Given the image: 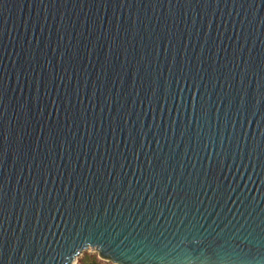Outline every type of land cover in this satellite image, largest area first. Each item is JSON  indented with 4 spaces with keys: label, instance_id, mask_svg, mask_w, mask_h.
<instances>
[{
    "label": "water",
    "instance_id": "1",
    "mask_svg": "<svg viewBox=\"0 0 264 264\" xmlns=\"http://www.w3.org/2000/svg\"><path fill=\"white\" fill-rule=\"evenodd\" d=\"M85 229L264 264V0H0V264Z\"/></svg>",
    "mask_w": 264,
    "mask_h": 264
},
{
    "label": "snow or ice",
    "instance_id": "2",
    "mask_svg": "<svg viewBox=\"0 0 264 264\" xmlns=\"http://www.w3.org/2000/svg\"><path fill=\"white\" fill-rule=\"evenodd\" d=\"M89 245L98 246L106 257H110L114 261L120 262V264H125V260L123 259L124 251L121 248L114 243L110 244L106 236H101L96 232H89L87 229L75 236L71 247H68L67 242H65L64 254L72 256L78 250L87 248Z\"/></svg>",
    "mask_w": 264,
    "mask_h": 264
},
{
    "label": "trees",
    "instance_id": "3",
    "mask_svg": "<svg viewBox=\"0 0 264 264\" xmlns=\"http://www.w3.org/2000/svg\"><path fill=\"white\" fill-rule=\"evenodd\" d=\"M78 264H114V263L99 259L96 253H86L80 257Z\"/></svg>",
    "mask_w": 264,
    "mask_h": 264
},
{
    "label": "rangeland",
    "instance_id": "4",
    "mask_svg": "<svg viewBox=\"0 0 264 264\" xmlns=\"http://www.w3.org/2000/svg\"><path fill=\"white\" fill-rule=\"evenodd\" d=\"M86 253H96V255H97V257H98L99 259H101V260H105V259L100 258V257L98 256L97 252H96L93 248L88 247V248H85V249L82 251V253L78 256L77 260H76L73 264H78V261H79L80 257L83 256V255L86 254ZM106 261H108V260H106ZM109 262H111V261H109ZM112 263H113V262H112ZM114 264H115V263H114Z\"/></svg>",
    "mask_w": 264,
    "mask_h": 264
}]
</instances>
